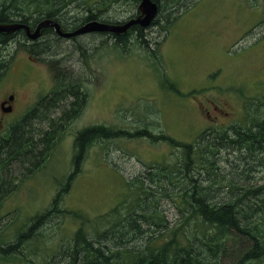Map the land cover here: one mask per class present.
Instances as JSON below:
<instances>
[{
  "label": "rangeland",
  "instance_id": "obj_1",
  "mask_svg": "<svg viewBox=\"0 0 264 264\" xmlns=\"http://www.w3.org/2000/svg\"><path fill=\"white\" fill-rule=\"evenodd\" d=\"M158 2L161 15L121 40L101 31L69 39L50 34L41 50L21 33L0 45V100L15 95L13 113H0V137L13 123L25 143L20 155L0 162V246L15 245L0 254V264H61L83 227L110 252L142 249L174 230L200 237L192 247L200 255L191 254L199 264H237L257 253L252 250L259 246L244 231L231 234L226 246L209 249L202 238L209 224L195 217L190 192L206 197L214 209L224 205L240 213L248 231L264 214V152L256 161L221 140L232 135L231 128L211 107L227 112L232 127L264 117V0ZM138 4L59 0L41 8L55 10L71 31L90 22L126 23ZM8 10L34 24L32 5L8 7L5 14L12 18ZM26 63L34 69L25 70ZM57 83L73 98L38 112L35 103L47 102ZM36 85L43 90L32 98ZM91 126L115 134L93 141L75 171V137ZM206 128L223 129L200 134ZM65 184L66 193L54 202ZM252 203L260 208L248 209ZM131 207L133 227L127 223L121 230L117 218H108L115 209L125 217ZM47 210L52 211L45 219L32 220ZM32 224L30 235L20 238Z\"/></svg>",
  "mask_w": 264,
  "mask_h": 264
},
{
  "label": "trees",
  "instance_id": "obj_2",
  "mask_svg": "<svg viewBox=\"0 0 264 264\" xmlns=\"http://www.w3.org/2000/svg\"><path fill=\"white\" fill-rule=\"evenodd\" d=\"M158 1V0H157ZM0 8V24H9L15 22L14 18L17 20L20 19V22H24L25 24L27 21V16L20 12H12V10H8L11 13L12 18H10L5 11L8 7H12L17 9L21 4H28L34 7L35 15L32 17V20L35 22L39 20H43V18H51L55 10L46 11L43 10L41 7H54L56 3H59V0H3ZM7 3V4H6ZM159 13V11H158ZM161 14L159 13L158 17ZM21 17V18H20ZM25 17V18H24ZM89 19H93L90 17ZM16 20V21H17ZM107 23H114L113 21H107ZM117 24V23H116ZM137 27V26H133ZM76 30V29H75ZM132 31L141 32L142 30L139 28H134ZM56 35V33L54 32ZM108 35L110 33H107ZM128 34L125 33L122 37ZM6 35V36H5ZM84 35V34H83ZM113 35V34H112ZM81 36V35H78ZM114 36V35H113ZM59 37L56 35V38ZM77 37V36H76ZM61 38H64L63 36ZM114 38H118L114 36ZM121 38V37H120ZM11 39V35L0 33V44L5 43L7 40ZM119 39V38H118ZM121 40V39H119ZM49 39L45 41L39 42V40L34 41L35 47L38 46L41 50H44L47 47V42ZM42 47V48H41ZM32 48V47H31ZM64 84L57 83L51 89V95L49 99L44 104L38 103V112H45L49 111V108H58L57 104L59 103L58 100H61L62 97L69 96V94H65L62 91L64 90ZM78 89V88H77ZM74 92V89H73ZM73 93L70 94V99L73 98ZM41 104V105H40ZM70 105L75 107L77 105L76 102L71 101ZM70 113H75V109H72ZM25 121H27L25 119ZM251 124L243 128L241 125L238 127H232L231 131L232 135L225 136V139L221 138L227 145H231L234 148L240 151H248L250 156H255L256 161L259 159L260 154L264 152V117L263 118H256L250 122ZM14 129V127H13ZM13 129L8 132L6 136L0 137V162L8 160L9 157L21 154L20 148L25 144L22 141L23 132H19L16 129ZM11 136L9 138V134ZM115 132L112 130L101 127V126H91L85 129H82L78 132L77 136L74 140V160H75V167L76 170L78 169V163L82 161L84 157L85 150L87 147L96 139L98 138H105L111 137L114 135ZM209 135V133H206ZM228 135V134H222ZM237 137V138H236ZM14 138L13 144L18 147L14 152L11 151L10 148L13 147L11 139ZM223 142V143H224ZM23 143V144H22ZM236 143V144H235ZM21 145V146H20ZM12 152V153H11ZM5 162V161H3ZM73 162V161H72ZM64 185V184H62ZM68 184H65L64 188L61 191H58L57 195L55 196L54 202H57L61 199V196L66 193ZM251 194L254 193V190H248ZM190 198L193 200V209L197 212L195 213V217L200 219L201 224L208 223V230L204 235V241L207 242L209 249H212V246H216V248H221L222 244L229 239L231 234H237V232L244 231V233L249 234V237L252 238V241L255 242V245L259 247L256 249L254 248L252 251H257L256 254L253 255H243V260H239L237 264H251L252 262L259 264L260 262L264 261V246L261 242L264 243V214L262 216V210L264 207H259L261 210L262 218L255 223V227L250 228L247 226H241L240 223L243 222L240 213L230 211L228 207L227 210L223 206L220 209H214V205H210L208 203V199L198 193L195 190H191ZM130 207V206H129ZM256 207L254 203L250 204L248 209L255 211L259 209ZM118 209V208H117ZM52 210H47L43 213V215L39 216L38 218H33L36 222L42 221L46 218ZM54 211V210H53ZM119 210H113L111 217L117 218L115 221L118 227L123 230L124 225L127 223H131V226L135 225L137 222L134 221L130 217V214L135 212L133 207L130 209V213L125 210L126 216L119 217ZM264 213V212H263ZM75 217H79V214L72 213ZM140 215H144L142 213H137ZM162 220L161 218H158ZM35 224H32L29 227V230L26 234H22L19 237L23 238L24 236L30 235L32 229L34 228ZM132 226V227H133ZM33 227V228H32ZM211 227V229H210ZM200 229V228H199ZM170 230V229H169ZM174 230H170L166 232L164 235V239L161 242L158 240L153 239V244L151 245V241L142 249L136 248H117L115 252H110L107 249V246L103 244L99 240H93L92 237L88 234L85 228H80L73 237V246L70 252H67L64 256V261L61 264H199L198 259L193 258L192 247L194 243L200 240L198 235L186 236L184 233L182 235H177V233L173 232ZM237 231V232H236ZM96 231V235H97ZM199 233V231H198ZM104 233H98V237H102ZM94 237H96L94 235ZM262 239V240H261ZM2 240L0 239V242ZM117 241V240H116ZM261 245V246H260ZM14 244L5 247L0 246V254H6L14 249ZM103 250V251H102ZM99 251V252H98ZM103 252V253H102ZM105 253V254H104ZM107 253V254H106ZM192 254V255H191ZM196 256L200 255L198 252H194ZM101 255V256H100ZM186 256V257H185ZM98 257V258H97ZM79 258V260H78ZM66 259V260H65Z\"/></svg>",
  "mask_w": 264,
  "mask_h": 264
},
{
  "label": "flooded vegetation",
  "instance_id": "obj_3",
  "mask_svg": "<svg viewBox=\"0 0 264 264\" xmlns=\"http://www.w3.org/2000/svg\"><path fill=\"white\" fill-rule=\"evenodd\" d=\"M154 2H156L157 3V5H158V11H159V2L157 1V0H153ZM139 5V4H138ZM137 11H138V9H137ZM138 15H139V12H137L136 13V15L135 16H133L132 18H129V20L130 19H136L137 17H138ZM53 18H51L53 21H55V23H57L58 25H59V28H60V32H62V33H68V32H74L75 30H71V31H69V30H66L65 29V27L63 26V24H62V22H60L58 19H57V17H56V15H54L53 14V16H52ZM55 18V19H54ZM28 21V20H27ZM127 21V20H126ZM41 22V20H39V21H37V22H35V24L33 25V24H30L29 22H27L26 24H27V26H29V28H30V32L29 33H27L26 32V30L24 29V28H20V29H18V30H16L15 32H13V33H10V34H8V35H12L11 36V38L13 39L14 37H16L17 35H20L21 33H24L25 34V36H26V38L28 39V41H27V44H28V42L31 44V42H32V36L35 34V32H36V30L35 29H37V27H38V25H39V23ZM115 22V21H114ZM125 21H122V22H118L117 21V24L118 23H120V24H123ZM14 23H18V24H24V25H26L24 22H20V19L19 20H17V21H15V22H13L12 21V23H10V24H14ZM152 24V23H151ZM150 24V25H151ZM134 26H139V25H134ZM137 27H131L127 32H128V34H130L131 33V31L132 30H134V28H137ZM149 27V26H148ZM139 28L141 29V30H144V29H146V28H141L140 26H139ZM55 30V28L54 27H52V26H45V27H42L41 29H40V31H39V34L37 35V37L36 38H34L35 39V41L36 40H43V41H45V40H47L48 39V36L51 34V35H53L54 36V32H56V30ZM24 31V32H23ZM45 32H47V34H45ZM126 32V33H127ZM125 33H123V34H113L114 36H116V37H122L123 35H124ZM28 35V36H27ZM56 35H58L59 37L58 38H61L62 36L61 35H59L57 32H56ZM109 35H112V34H109ZM112 35V36H113ZM78 36V35H77ZM113 36V37H114ZM74 37H76V36H73V37H69V38H74ZM64 38H66V37H64ZM69 38H67V39H69ZM31 70V69H34V66L32 65V64H30V63H26L25 64V70ZM43 90V88L41 87V86H37L36 85V87H35V89H34V94H33V97L32 98H34V97H36L41 91ZM50 92H51V90H50ZM38 103H40V102H36L35 103V106L38 104ZM198 103V102H197ZM14 104H15V95L14 94H8V95H6L2 100H0V113L3 115V116H8L9 114H11V113H13V111H14ZM41 105V104H40ZM212 107V110H214V112H221L222 113V115L223 116H226V119H225V121H224V123H223V126L224 127H229V128H231L232 129V125L234 124V122H233V120H232V118L229 116V114L227 113V112H223V110H221L220 108H217L216 106H214V105H212L211 106ZM205 114H206V116L208 117V118H210V120L214 123H216L217 122V119H216V117H210L209 116V111H205ZM25 115V114H24ZM31 116H35V114H31ZM1 117V116H0ZM0 119H2V118H0ZM8 126H11V128H13L14 126H13V123L12 124H9ZM209 131H212V132H217V129H206L205 131H204V133H208Z\"/></svg>",
  "mask_w": 264,
  "mask_h": 264
},
{
  "label": "water",
  "instance_id": "obj_4",
  "mask_svg": "<svg viewBox=\"0 0 264 264\" xmlns=\"http://www.w3.org/2000/svg\"><path fill=\"white\" fill-rule=\"evenodd\" d=\"M138 19L137 20H131L123 25H117L113 27L109 26H101L98 25L95 22L87 23L83 26V28L80 30L83 34L85 33H92V32H113L116 34L125 33L131 26L138 24L141 27H146L149 25V23L152 21L154 16L157 12L156 4L153 0H140L138 5ZM15 26H12V24H0V33H11L14 30Z\"/></svg>",
  "mask_w": 264,
  "mask_h": 264
},
{
  "label": "bare ground",
  "instance_id": "obj_5",
  "mask_svg": "<svg viewBox=\"0 0 264 264\" xmlns=\"http://www.w3.org/2000/svg\"><path fill=\"white\" fill-rule=\"evenodd\" d=\"M155 4H156V7H157V12H156V15H157V13H158V5H157V3L156 2H154ZM83 7V6H82ZM156 15L154 16V18L152 19V21L155 19V17H156ZM73 16V15H72ZM21 18V17H20ZM25 18V17H24ZM51 18H53V17H51ZM51 18H43V20H41V22L39 23V25H38V27H37V29H35L36 30V32H35V34L32 36L33 38H32V42H31V47L33 48V47H35V39L34 38H36L37 37V35L39 34V31H40V29L42 28V27H47V26H52V27H54L55 28V30H56V32L59 34V35H61V36H63V37H66V38H69V37H73V36H77V35H83V33L82 32H80V30L83 28V26L84 25H86V24H84V25H82V26H80L79 28H77L74 32H68V33H62V32H60V28H59V25L57 24V23H55V21H53ZM68 18V17H67ZM55 19V18H54ZM138 18H136V19H130V20H128L127 22H129V21H131V20H137ZM76 20V19H75ZM16 21V20H15ZM151 21V22H152ZM126 22V23H127ZM151 22L149 23V25H147L146 27H148V26H150V24H151ZM95 23H97L98 25H101V26H109V27H113V26H117L116 24H109V23H107V24H104V23H98V22H95ZM5 24V23H4ZM10 24V23H9ZM35 24V23H34ZM33 24V25H34ZM135 25H138V24H135ZM12 26H15V28H14V30L11 32V33H13V32H15L16 30H18V29H20V28H24L25 30H26V32L27 33H29L30 32V28H29V26H27V24L26 25H24V24H18V23H14V24H12ZM134 26V25H133ZM133 26H131V27H133ZM140 26V25H139ZM141 27V26H140ZM146 27H141V28H146ZM54 30V31H55ZM24 32V31H23ZM55 32V33H56ZM101 32H104V31H101ZM106 33H110V34H116V33H113V32H109V31H107ZM126 33V32H125ZM5 34H7V33H5ZM10 34V33H9ZM45 34H47V32H45ZM85 34H87V33H85ZM121 34H123V33H121ZM6 36V35H5ZM12 36V35H11ZM28 36V35H27ZM24 38V37H23ZM55 38V37H54ZM12 39V38H11ZM10 40V39H9ZM9 40H7L5 43H2V44H0V45H5V44H7V45H9ZM23 41V40H22ZM251 124V123H250ZM249 124V125H250ZM212 136V135H211ZM236 144V143H235ZM213 146V145H212ZM248 166V165H247ZM146 179V178H145ZM143 181V180H142ZM262 184V183H261ZM258 188V187H257ZM193 189V188H192ZM204 194V193H203ZM258 196V195H257ZM228 240V239H227ZM224 244V243H223ZM225 245V244H224ZM226 246V245H225ZM109 247V246H108ZM111 247V246H110ZM103 251V250H102ZM99 252V251H98ZM103 253V252H102ZM27 254V253H26ZM105 254V253H104ZM107 254V253H106ZM101 256V255H100ZM98 258V257H97ZM78 260H79V258H78ZM79 264V263H78Z\"/></svg>",
  "mask_w": 264,
  "mask_h": 264
}]
</instances>
